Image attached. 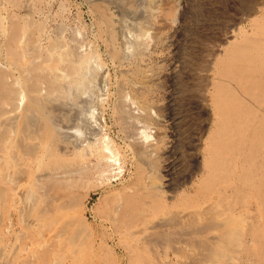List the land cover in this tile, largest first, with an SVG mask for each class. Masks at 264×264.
Returning a JSON list of instances; mask_svg holds the SVG:
<instances>
[{"label":"bare ground","instance_id":"1","mask_svg":"<svg viewBox=\"0 0 264 264\" xmlns=\"http://www.w3.org/2000/svg\"><path fill=\"white\" fill-rule=\"evenodd\" d=\"M133 1L123 0L126 8ZM108 2L98 0L97 12L109 35L110 51L116 60L127 63L118 71L122 78L116 88V104L111 109V116L124 136L123 156L112 144L105 143L106 120L100 106L93 105L89 110L88 101L82 99L97 78L98 63L94 64V54L83 52L88 48L86 42V47L80 50V36H76L78 45L69 42L66 46L67 42L60 41L64 32L60 36V28L56 26L60 40L50 38L44 51L33 37L28 43L27 39H21L33 52L31 57L22 49L26 55L23 59L30 57L24 64L13 56L7 59L0 50V264L81 263L83 256L65 250L68 241L78 240L77 244H81L80 240L86 238L85 232L91 228L86 226L88 229L82 230L83 220L80 226L76 225L75 189L85 178L101 177L107 168L115 167L101 166V158L124 163L128 159L133 167L132 181L115 195L103 219L131 245L143 241L149 247L164 240L170 246L162 262L150 259L145 264H264V0L246 4L243 13L235 12V17L223 5L217 26L205 27L199 36L203 49L196 47L184 63H190L187 70L190 83L182 89L184 101L188 102L185 103L188 109L197 111L199 123L191 146L185 150L190 160L178 182L173 179L172 158L180 140L176 132L179 120L172 105L174 82L180 81L184 65L179 66L172 58V62L165 63L166 68L142 62L153 54L151 47L171 40L164 38V34L183 19L187 2L144 0L141 21H133L136 23L132 28L137 30L128 31L134 33V38L127 37L125 41V35L129 34L119 28L125 32L121 34L125 43L131 39L121 51L114 46V38L122 36L115 34L119 26L114 29ZM171 45L175 56L173 42ZM41 57L43 60L38 62ZM98 66L99 70L101 65ZM104 76L106 73L100 78L107 84ZM99 84L95 86L98 88ZM161 88L163 99L157 96ZM59 118L68 125L58 123ZM108 172L111 175L113 171ZM142 248L146 251V247Z\"/></svg>","mask_w":264,"mask_h":264},{"label":"rangeland","instance_id":"2","mask_svg":"<svg viewBox=\"0 0 264 264\" xmlns=\"http://www.w3.org/2000/svg\"><path fill=\"white\" fill-rule=\"evenodd\" d=\"M114 1L116 3H114ZM121 1L123 2V0H113V1L112 0H109V2H108V9L111 8L110 9L111 11L114 10L113 12H111L110 10H108V12L110 13V15L112 17V20H114L113 21L114 29L119 26L117 30L116 29L114 30L116 36H117V33L119 35H121V34L122 35H125L124 34L125 32H128V31L133 32L134 30H137L135 27L134 28H132V27L135 25L136 22H139V21H141L140 19H142V14H141L140 8H141V5L144 2V0H134L133 1V4L134 5L132 4L131 6H128L127 8H126V5H125L126 2L125 3L123 2V4H122ZM191 1L190 0H185V2H187L188 7L186 5L185 12H184V15H183V19L180 21V23H178L177 26L175 25L174 28H171L168 31H166V33L164 34V38L170 39V37H171V40H173V39L174 40L173 41L167 40L169 42H167V43L164 42L165 44L162 43V42L159 43V44H156V45L154 44L155 45V46H153L154 48L152 49V47H151V50L154 51L153 54L150 57H147L145 59V61L142 62L143 64H150V65H153L154 64V65H159V66L161 65L162 67H165L166 68L167 66H166L165 63H167V61L168 62H172L171 60L173 59V61L175 60V62H177V64L179 66H183L184 63H187L188 62V59L190 57H192L193 51L194 50H197L196 47H198V48L201 47V45L199 44L200 41H201L199 36L200 35L202 36V34L204 33L203 30L206 29L207 27H213V28H215L217 26V23H218L217 21L219 19H222L221 12L220 11H222V9H223L224 6L227 5V7L231 10V11H229V9L227 8L228 13L231 15V17L232 16L235 17L237 15V13L242 14L243 11H244V9L247 8L255 0H253V1L252 0H234V1L232 0L231 1L232 4L229 3L230 0H219V1L218 0L217 1L216 0H209V1L208 0H191ZM214 1L217 4L216 3H213ZM246 1H248V2H246ZM97 2H98V0H0V16H1L0 17V50L3 51L2 53L7 57V59L8 58L10 59L9 56H13L20 64H24L30 58V57L29 58L27 57L28 59H26V58H25L26 60L23 59V57L25 55V52H26V55L28 54V56L33 57V55H31L33 52H31V50H29L28 47H27L28 41H30L33 38L38 41L37 44H38L40 50L43 49L42 51L46 50L48 44H50V42H49L50 38H51L50 41H54L55 38H56V40H60V36L62 35L60 32H64V34L62 35V39L60 41L62 43H64V42L66 43L67 42L66 43V46H68L70 44L69 42L75 43L76 40H77V42L79 40L80 41L82 40L81 42L79 41V44L81 43V45H80L81 47L80 46L79 47H80V50L82 51L83 50L82 47H86V45L84 44L86 42V44H88L87 45L88 48H86L87 51L84 48V51L83 52L84 53H88V54L90 52L91 54H94L95 56H97V57L94 56V61L95 62L94 61L93 62H94V64L95 63H98V64L101 65L100 66L101 68H99V70H101L102 72L104 71L103 72L104 74L106 73V76H104L102 78H103V80L106 79L107 84H105L106 83L105 80L102 81L101 78H100L104 74H102V72H100L97 69L99 67L98 64L95 65V68H96V70L98 72L97 78H95L96 80L94 79L95 81H92L90 83L92 86L91 85L88 86L90 90L87 87V89L89 90V92H87L88 91L87 90L82 95V97H83L82 99L89 102V103L87 102V106L89 107L87 109H89V110L92 108L93 105L95 107H96V105L97 106L98 105L100 106L99 111L102 112V114L104 115V119L106 120V125H104V128H103V131H104L103 134L106 132L104 134V138L105 139L108 138V139H106L107 141L105 140L106 141L105 143H108L109 145L112 144L110 146H113L114 149H116L120 153V155L123 156V155H125L124 154V151H125V140L123 139L124 136H123L122 131L119 129L118 125L114 122V120H113V118L111 116V112H112L111 109H113L114 105L116 104V101H117V91L116 90H118L116 88H118V83L120 82V80L122 78L120 72H118V71H120L119 70V69H121L120 67H123L124 65H127V63H125L126 61L125 62H122V61L116 60L115 57H114V55L112 54V52L109 49V47H110L109 46V39H107V37L109 35H108L107 31H106V28L104 26V23L99 18V15H98V12H97V7H96V3ZM116 4H118V6ZM219 4H221V6H219ZM202 5H203V7H201ZM112 6L113 7L116 6V7L113 8ZM207 8H208V11L206 10ZM203 9H204L205 12H202ZM216 9H218V10H216ZM122 10H126V12L125 11H122ZM212 10H214L216 12H214ZM14 11H15V13H14ZM26 11H28V12L31 11L32 13L31 12L28 13ZM136 11H138V12H136ZM190 12H191V15H190ZM195 12H197L198 15ZM235 12H237V13H235ZM23 13L24 14H27V15H25L26 17L24 16ZM199 13H201V14H199ZM204 13H207V16ZM30 14H33L32 15L33 18L30 19V20L33 21V23L29 19L27 20V17L28 18L29 17L31 18V16H28ZM122 14H123V17L125 18V20L122 17ZM192 14L194 15L196 21L193 19L194 17H193ZM208 14H211V15H208ZM234 14H236V15H234ZM8 15H9L10 18L11 17L12 18L11 19L8 18ZM202 16H203V18H202ZM204 16H206V18ZM219 17H221V18H219ZM15 18H17V19H15ZM126 18H127V20H131V18H132V20H131L132 23H131V21H127ZM209 18H210V20H209ZM24 19H25V21H24ZM122 19L124 20V22H123L124 25L127 24L128 22L131 23V24H133V25L127 24V26L125 25V28H124L123 23H122ZM7 20H9V21H7ZM115 20H117V21H115ZM134 20L136 22H133ZM183 20H185V21H183ZM201 20H204V22L203 21L201 22ZM205 20L206 21L208 20L209 22H206ZM23 21H24V24H25V26H24L25 28L22 25ZM26 21H28L29 24L31 22V24H32V25L30 24L31 27L30 26H27L28 23ZM125 21H127V22H125ZM42 22H44V25H43ZM60 22L62 23V26L63 27H61V23ZM196 22H198V23H196ZM35 23H39V25L38 24H35ZM193 23H194V26H193ZM211 23L213 24L212 26H211ZM33 24H34V26H33ZM241 24H244V23H240V25ZM201 25H203V26L205 25V26L203 27ZM26 26L29 27V28H27ZM35 26H36V29H35ZM56 26H57L58 30L60 28V30H59V33L60 34L58 33L60 36L58 34H56L57 33L56 32L57 31ZM120 26H122V27H120ZM39 27H42L43 29H39ZM129 27H130V30H129ZM119 28H121V29L123 28L122 30L125 31V32L123 33V31H121L122 32L121 33L119 31L121 29H119ZM6 29H9V31L6 30ZM25 29H27V30H25ZM44 29H46V30H44ZM61 29H63V31ZM70 29H73V30H70ZM22 30H23V32H22ZM40 31H41V33L39 34ZM196 31H197V33H196ZM28 32L29 33H33V34H29ZM24 33H25L26 37H25V35H22ZM135 33H136V31H135ZM74 34H77V35H74ZM128 34H129V32H128ZM133 34L134 33H131L129 35H125V37L122 36V35H121L122 37H118V36L115 37L114 38V46L118 50H120V51H121V49L122 50H125L128 47L129 42H130L131 39L130 40H127L126 43H125V41H126V39H129L127 37L134 38L133 37L134 36ZM170 34H172V35L169 36ZM195 34H197V35H195ZM5 35H6V37H4ZM130 35H132V36H130ZM63 36H64V39L65 40L63 39ZM76 36H78L77 38H79V36H80L79 40L76 39ZM12 37L14 38V40H13ZM67 37H68V39H67ZM123 37H124V40L125 41L123 40ZM187 37H189V38H187ZM175 38H176V40H175ZM21 39L22 40L27 39V43H26V41L23 42ZM92 39H93V41H92ZM181 39L184 40L186 43L184 41H182ZM21 41L23 42L22 43L23 46H21L22 45L21 44ZM77 42H76V44H77ZM172 42H173V44L175 46V52H176L175 53L176 54L175 56H172V55H174V53H173L174 51H172V49H171V48H173V46L171 45ZM117 44H118V46H117ZM158 45H160V46H158ZM166 45L167 46L169 45V46L167 47ZM151 46H152V44H151ZM185 46L188 47V48H186ZM21 47H23V48H21ZM25 47L28 49V50L26 49L27 51L25 50ZM176 48H178V49H176ZM201 49H203V47H201ZM101 52H102V54H101ZM29 53H30V55H29ZM26 55H25V57H26ZM105 55H106V57H104ZM5 56H4V59H6ZM170 58H172V59H170ZM95 59H97V60H95ZM42 60H43L42 57L40 59H37L38 62H41ZM157 60H158V62H157ZM154 61L157 62V63H154ZM161 61H164V62H161ZM181 62H182V65H181ZM162 63H164V64H162ZM189 66H190V63H188L187 65H184L183 66V69L181 68L182 70H181V72L179 74L181 76L180 77L181 79H180V81L177 80L176 82H174V86H173L174 88L172 87L173 90H175V92H176V93L174 92V101H173V105H172V107H173L172 110H173L174 115L176 114L178 116V117L177 116L176 117L178 118V120H179L178 122L179 123H178V125H177L176 128L177 129L179 128V130L177 131V129H176V132L178 134V140L180 139L178 141V144H179L178 146L179 147L181 146L180 148L177 146L176 149H178V150H176V152L174 153L173 158H172L175 161V165H174L175 169L173 170V174H174L173 175V179H174V181H177V182L182 177V174L184 173V167H185V165H187V162H189V160H190L188 158V156L186 155L185 150L187 149V147L191 146L190 145L191 144L190 142H192V139L191 138H193L196 135L194 133H197V131H198V128L197 127H198V123H199L198 115H196L197 114V111L188 109L190 107L188 106V104H185V103H188V102H185L184 101V93H185L184 90H185V87L188 86L189 83H190L189 80H188V78L190 76L189 75L190 72L187 71V70H189ZM102 67L104 68V70H102L103 69ZM100 73H101V75L99 76ZM186 75L188 77H186ZM185 78H187V79H185ZM98 80H100V81H98ZM179 82H180V84H179ZM92 83H94V84H92ZM182 83L184 84V87H183V84ZM97 84L100 85L98 88H97V86H95ZM166 84H167V82L164 81L163 82V85L166 86ZM180 85H182V86H180ZM93 88H94V90H93ZM96 89L98 91H96ZM102 89H104V90H102ZM182 89H184V90H182ZM177 91L178 92L179 91L180 92L182 91L181 92L182 94L180 92L178 93ZM158 93L159 94H157V96H159V99H163V97L165 96V94H164V88H161ZM102 95L104 96V101H102L103 100L102 99V97H103ZM84 98H86V99H84ZM97 98H99V99H97ZM176 98H177V100H176ZM178 98H180V99H178ZM89 99L91 100V103L92 104L90 103V100ZM95 99H96V101H95ZM98 100H99V102H98ZM183 101H184V103H182ZM90 104H91V107L89 106ZM180 104H183L185 106H183V108H182L181 107L182 105L180 106ZM178 112H180V113H178ZM188 112H190V113H188ZM188 116H189V119L190 118H192V119L193 118H196V121L197 122H195V119L194 120H192V119L189 120L188 119ZM181 119H182V121H181ZM188 121H189V124H188ZM57 122L60 123V124H62V125L64 124L63 126L68 125V122L66 120L62 119V118H59L57 120ZM65 123H67V124H65ZM181 123H182V125H181ZM190 125L193 126V127H189ZM178 126H180V127H178ZM195 126H196V130H195ZM181 127H183V128L181 129ZM149 130H152L153 131V129H149ZM191 131H193V132H191ZM181 132L183 134H181ZM184 137H185V139H184ZM109 138L112 141H110ZM108 140H109V142H108ZM184 142L187 143V144H185ZM118 143H120V145ZM183 144H185V145H183ZM180 155H181V157H180ZM185 156H187V158H185ZM99 162H100L101 166H106V167L113 166V165L115 166V167L107 168L108 171L109 170L113 171V172H111V175L112 176L107 171L108 173L105 172L101 176L102 178L101 177H98L97 178V176L96 177H87L84 180H82V184H80V186L77 189H75L76 190L75 192L78 193V194H76V195H78L77 196L78 208H77V213H76V217H77L76 225H79L80 226L79 222H81V220H83V223H81V224L85 226V229H82V230H86V229H88V228L91 227L90 229H88L90 231H88V230L86 231L87 233L88 232H90V233L87 234L85 231H83V232H85V237L86 238L84 240H80V242H81V244H79L80 246L77 244L78 243L77 242L78 240L76 241V243L73 242L74 244L71 241H68L67 244H66V246H65V250L67 249V251H68L69 254H71V252L74 251V253H78V255L80 257L83 256L81 258V263H85V264L86 263L87 264H95V263H97V264H145V263H147V260H150V259H153L156 262H158V261H161L162 262V260H164V258L166 257V253L168 254V252L170 251V248H169L170 246L168 244H166V242H163L164 240L163 241L161 240V242H158L159 248H158V244L157 245H150L148 247V245L146 246L145 242H143V241L140 242V243H137L135 245H131V244H129L130 242L126 238L123 237V235H120L119 233L115 232V230L110 226V224L105 219H103L102 216L106 212L107 207L111 204V202L113 201V199H115L116 196H118V194L121 193V191L125 188V186L128 185V183H130L132 181V179H133V167L130 165L128 159H127V163L126 162L124 163L122 160L106 162V160L105 159H102V158L99 160ZM104 168L105 167H103V169ZM115 171H117V172H115ZM117 174H120V175L118 176ZM92 179L94 181H92ZM98 181H100V182H98ZM111 186H112V188H111ZM88 199H89V201H88ZM103 199L105 201H103ZM237 209H239V208H237ZM79 226H77V227L80 228ZM113 237H114V239H113ZM124 241H126V242H124ZM91 242H92V244H91ZM160 243H161V245H160ZM83 244H84V246H82ZM139 245H141V246H139ZM164 246H166L165 248L167 250L164 248ZM80 247H81V249H83L85 247L83 249L85 252H83V250L81 251L80 250ZM142 247H146V251H144ZM72 248H73V250H71ZM74 248H76V249L74 250ZM139 248H141V250H139ZM134 249H136V250H134ZM164 251H166V252H164ZM86 252H87V254H86ZM164 253H165V255H163ZM93 255L95 257H93ZM160 256H162L163 258L160 257Z\"/></svg>","mask_w":264,"mask_h":264}]
</instances>
